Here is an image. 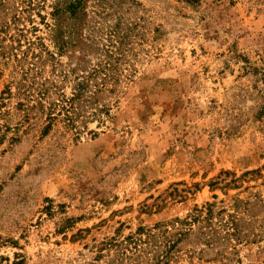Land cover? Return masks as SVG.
I'll return each instance as SVG.
<instances>
[{"label": "rangeland", "instance_id": "rangeland-1", "mask_svg": "<svg viewBox=\"0 0 264 264\" xmlns=\"http://www.w3.org/2000/svg\"><path fill=\"white\" fill-rule=\"evenodd\" d=\"M56 1L0 0V264H264V0Z\"/></svg>", "mask_w": 264, "mask_h": 264}, {"label": "trees", "instance_id": "trees-1", "mask_svg": "<svg viewBox=\"0 0 264 264\" xmlns=\"http://www.w3.org/2000/svg\"><path fill=\"white\" fill-rule=\"evenodd\" d=\"M86 1L87 0H57L53 5L54 11L52 13V16L55 17L56 21H59L63 16V13H68L70 15V18L75 19L78 14L83 11V6L86 4ZM22 4H24V2ZM26 11L27 9L23 10L22 14H26ZM17 12L18 14H21V10H19L18 8ZM18 14H15L14 21L16 23L19 22V18L16 17V15ZM44 96H41V100H39V105L41 107L44 106V104L41 102L43 101ZM47 121L48 124L45 126V132L52 128V125L56 121V118L49 115ZM71 127L74 126H72V124L68 122L66 128L70 129ZM233 177L234 179L232 180V183L241 181V179H236V176L233 175ZM224 181L225 180H222V182ZM226 186H228V184ZM238 204L245 203L239 200ZM237 220L238 217L236 214H229L226 209L220 208L217 203H213L207 204L206 207H203L202 209H196L194 213L185 220H178V224H180L181 226L180 228L183 232L182 234L192 233L194 232V229L196 227L199 228L201 236H203L206 241L205 245L208 247H212L214 245H222L225 246V250L232 249L233 251V244L235 242L249 241L250 239V236L248 234H244L243 232L239 231ZM168 259L169 255L167 253V255L161 257L160 263L166 264V262L164 261H168ZM224 259H228V256L224 255Z\"/></svg>", "mask_w": 264, "mask_h": 264}]
</instances>
